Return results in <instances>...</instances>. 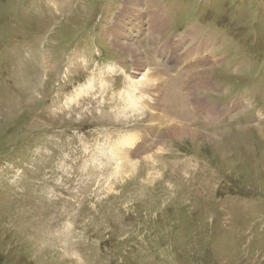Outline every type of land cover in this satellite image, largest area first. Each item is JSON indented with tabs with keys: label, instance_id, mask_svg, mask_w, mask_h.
Wrapping results in <instances>:
<instances>
[{
	"label": "rangeland",
	"instance_id": "1",
	"mask_svg": "<svg viewBox=\"0 0 264 264\" xmlns=\"http://www.w3.org/2000/svg\"><path fill=\"white\" fill-rule=\"evenodd\" d=\"M54 1L0 0V264H264V0ZM139 1L164 24L134 56L110 32ZM202 41L214 66L167 59ZM190 63L213 122L130 111Z\"/></svg>",
	"mask_w": 264,
	"mask_h": 264
},
{
	"label": "bare ground",
	"instance_id": "2",
	"mask_svg": "<svg viewBox=\"0 0 264 264\" xmlns=\"http://www.w3.org/2000/svg\"><path fill=\"white\" fill-rule=\"evenodd\" d=\"M57 3H60L59 0H56ZM133 2V1H132ZM140 1L138 4H133L135 7L131 9L132 13H129V9H127L128 12H125L124 14V10L123 12L121 11L120 15L124 14L127 18H130V20H126L124 23V20L119 18L118 21L115 20L114 23H112L115 27L114 30H112L110 33L113 34V40L117 41L120 46L129 49V53L133 54L134 56L137 54V49L135 50L132 47V42L133 39L132 37L127 34L126 32L130 31V28H133L135 30L134 27H129L131 25H137L136 23L139 22V27H141L142 29L140 30V32H138L139 34L142 32H145V28L148 31L149 36L151 38L155 37L153 34H156L158 31H160L162 24L161 21L159 22L154 16H150L149 14L143 12L142 10H146L143 7L140 14L137 13V8L140 5ZM142 5V4H141ZM140 8V7H139ZM138 17H140V20L138 21ZM122 21V24H117V22ZM127 24V26H126ZM132 33V31H130V34ZM137 33V32H136ZM132 35V34H131ZM125 38L126 42L123 40ZM186 40V39H185ZM169 40L165 41L168 42ZM121 42H125L126 44H122ZM173 43V42H172ZM172 43L168 42L166 43L161 50H166L167 48H170ZM180 44V45H179ZM184 44L183 42V38L180 39V42L177 43V47H181ZM196 45H193L191 48L187 49L185 52H182L180 54H177L175 56H167V59H173L175 58L176 60L180 61V60H185L186 62H191L193 59L197 60V63L195 64H203L204 66H208V67H212L216 64V60L217 58L210 56L208 57L206 55L209 46L207 44L204 43V41L202 42H198L195 43ZM179 45V46H178ZM187 47V46H185ZM184 47V48H185ZM183 49V47H182ZM215 58V59H214ZM218 60V59H217ZM135 62V60H133ZM140 63V62H139ZM145 63V62H144ZM136 64V62H135ZM191 64V63H190ZM195 64H191L188 67V69H183V70H177L176 74L174 76H171V74H169V71L167 70H163L161 75H157L155 77V73H154V77L153 79H155V81L152 82L150 81L152 78L149 77V73L150 70L146 73H143L146 75L147 77V82L144 83L142 81L137 82V86L140 87V91L139 95L136 96L135 94L132 95L131 93H129V98L130 101H134V102H129V107H130V111H134L135 107L141 106L145 103L144 99L140 100V97H142L144 94L146 93H154V97L155 99L153 100L152 103H147V106L149 108L152 109H157L158 111L161 110V119L157 116L155 119L160 122V123H165V122H174V124H176V121H178L180 119V114H181V119L187 122V125L189 128H193V129H187V128H181L180 130L177 129L176 126H174V131L176 134H178V132L180 134H185L184 132L186 131H190L188 134L186 135H196V130L198 131L197 128L194 127V125L196 124L194 122V119H198L195 118V116L200 115L199 112H204L206 114V118L205 120L207 122H213L215 120L214 116L211 114L212 111L214 110V108L212 106H210L209 104L204 103L201 99H199L198 101V95L197 92L200 91L203 87L207 88L209 86V84L200 79V80H196V82L190 83L189 79L191 77H188L186 79V74H191L192 70H191V66L195 65ZM140 66V64L136 65V68H138ZM137 72H139L140 74H142L141 71H139L138 69L136 70ZM183 72V75L181 77V79L179 80V77L181 75V73ZM190 76H195V75H190ZM169 78L172 79L174 82V87L170 88V86L167 84V82L164 81L165 78ZM135 77H131L129 79V83L130 82H135L134 81ZM145 80V79H143ZM178 85V87H176L175 89V85ZM140 85V86H139ZM130 88V87H129ZM159 97H161V100L159 99ZM160 100V101H159ZM122 100H120L118 102V106L117 107H123L125 108V105L122 106ZM149 116L151 114H148ZM195 115V116H194ZM164 118V119H163ZM169 118V119H168ZM171 119V120H170ZM165 120V121H162ZM152 129V128H150ZM148 134L154 135V132H150ZM173 134V133H172ZM132 137L131 138H127L124 141L122 140L121 142H124L125 146H123V143H120V147L115 148V151L117 153H127L128 149H132L131 148V144H133V146H136V142L134 141V139H137L139 141V138L137 137V134L135 133H131ZM157 137L155 138V140L152 141V137L150 138V140H148V138H144L143 141H141L140 143H138L135 149L132 150V152L136 155L137 154V149H139L140 146L143 147V149L147 146V148L152 144V142H156ZM123 146V147H121ZM130 147V148H129ZM146 148V149H147ZM160 151H162V148H159ZM159 155V154H158ZM115 156V155H113ZM126 156V155H125ZM151 155H149L148 157H150ZM153 156H156L155 154Z\"/></svg>",
	"mask_w": 264,
	"mask_h": 264
}]
</instances>
